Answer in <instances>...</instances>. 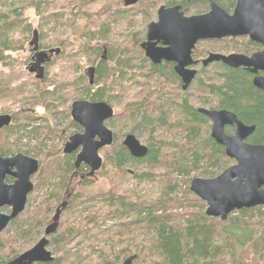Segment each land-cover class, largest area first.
Here are the masks:
<instances>
[{"label": "trees", "instance_id": "16d2710c", "mask_svg": "<svg viewBox=\"0 0 264 264\" xmlns=\"http://www.w3.org/2000/svg\"><path fill=\"white\" fill-rule=\"evenodd\" d=\"M95 1L76 0L73 4L80 11L82 5ZM183 1L184 8L195 9L196 14L208 10L207 0ZM48 2L0 0V67H5L3 61L9 58L8 54L23 48L18 44L19 33L24 39L33 36L30 25L22 18L26 8H32L42 21L37 30L42 41L47 34L42 27L48 29L51 18L58 28L68 26L75 31V22H67L64 12L51 13ZM167 2L174 4V0ZM217 4L227 13H231L235 5L232 0H218ZM110 20L94 24L95 28L86 34V41L76 39V49L66 58L64 41L57 42L62 49L58 47L56 57L72 61L71 66H81L78 60H72L73 55L86 56L94 67L92 86L81 74L74 83L45 77L43 83L34 82L35 87L25 82L13 85L7 72L0 70V100L8 99L13 107L0 109V113H4L0 115L11 117V124L0 130L2 157L22 153L36 159L31 152L43 154L39 147L43 143L41 140L37 145L31 142L24 145L21 143L24 136L20 139L15 136L19 129L32 141L46 138V134L38 133L33 127L38 108L48 117L62 113L58 110L64 108L68 130L74 129L62 137L66 141L70 135L81 132L70 117L67 109L70 103L79 100L105 102L113 109L111 101L121 100L129 94L131 81H136L139 94L140 91L143 94L134 106V115L128 108L117 113L113 109V118L105 123L113 131V142L99 150L102 165L95 175L89 177V170L85 166L80 168L87 172L82 184L89 185L94 178L101 177L108 182L106 191L63 198L69 176L75 171L74 155H63L62 149H57L53 153L44 152L41 160L37 158L39 170L31 177L34 189L19 216L20 224L12 222L7 238L0 236V253L5 244L9 245L8 237L22 242L21 251L13 249L12 253L0 258V264L30 249L33 243L35 245L58 208L61 212L57 227L47 237V250L54 257L48 264H264V208L243 209L220 221L205 215V203L188 188L192 179L214 178L233 163L226 157L223 147L210 137V121L198 113L197 109L201 108H196L191 98L195 97L202 109L208 106L213 110H228L241 123L254 126L249 144L264 145V92L252 85L249 73L222 64L209 67L212 72L200 69L190 84L192 89L195 88V94L188 89L190 86L182 90L180 80L169 64L148 63L149 67L145 64L142 68L137 67L133 65L131 52L128 55L127 46L121 51L116 45L108 44L112 30ZM237 40H243L244 44L235 45L236 40H230L234 45L226 50L251 53L259 48L245 37ZM225 41L204 44L217 46L207 50L219 52L225 49L220 48ZM139 42H134L136 50L133 48V51H138L141 56ZM103 49L106 50L104 58ZM140 58L147 63L144 57ZM139 78L143 84L137 82ZM169 84L176 85L178 97L167 90ZM69 87L74 88V93L68 90ZM115 87L120 89L119 93L115 94ZM117 123L126 125V130L118 131ZM141 128L145 132L148 152L143 158H134L122 146V140L126 134ZM180 183L184 184V190L179 195ZM42 185L49 188H42ZM38 189L42 191V197H37L39 193L35 196ZM65 199L66 206L61 207ZM169 209L184 212L174 214L168 212Z\"/></svg>", "mask_w": 264, "mask_h": 264}, {"label": "water", "instance_id": "95a60500", "mask_svg": "<svg viewBox=\"0 0 264 264\" xmlns=\"http://www.w3.org/2000/svg\"><path fill=\"white\" fill-rule=\"evenodd\" d=\"M137 1L128 0L125 4H135ZM207 1V13L190 17H185L177 7H160L157 12L158 21L147 26L145 41L140 44L145 57L155 65L162 61L174 63V73L182 82V90H186L197 74L189 67L197 64L192 60V53L198 42L248 37L249 41L261 45L263 49L250 56L210 53L201 64L206 67L211 63L221 62L233 69L242 68L254 76L253 86L264 90V77L258 74L264 73V0H232L235 5L231 13L220 8L216 4L217 0ZM32 39L34 62L28 66V72L35 74L37 80H42L43 64L48 62V55L39 50L36 32L33 33ZM86 76L89 85H92L94 68H88ZM197 111L210 120V137L217 145L223 147L227 158L235 161L234 165L224 169L214 178L191 180L189 191L205 203V215L225 221L233 212L264 207V145L245 142L254 132V126H245L228 111H210L202 108ZM113 115V109L105 102L79 100L70 105V117L83 131L71 135L62 152L64 155L76 153L74 168L87 166L89 177H93L102 165L99 150L113 142L112 131L105 125ZM10 124L9 115H0V130ZM225 127L233 128L234 134L226 135ZM122 146L134 158H143L148 152L132 135L124 138ZM38 170V161L22 153L12 157L0 155V208H12L9 215L0 213V233L10 221L24 211L27 196L33 188L31 177ZM6 177L13 178L11 185L5 184ZM61 207H64V203ZM60 212L58 208L51 224L45 228L43 238L6 264L51 263L54 257L47 250V237L55 231Z\"/></svg>", "mask_w": 264, "mask_h": 264}, {"label": "rangeland", "instance_id": "374dc122", "mask_svg": "<svg viewBox=\"0 0 264 264\" xmlns=\"http://www.w3.org/2000/svg\"><path fill=\"white\" fill-rule=\"evenodd\" d=\"M65 1H67V3H65ZM76 0H49V8H50V12L57 15L59 12H64L65 17L67 18V22H75V27L74 30L72 31L68 26L60 29L58 28L55 24V21L51 18V22L49 24V27L47 29L42 27V30L47 32V34L45 35V40L42 41L43 39L41 37L37 36V44H38V48L40 51H43L45 53H47L48 58H51L55 55H57V53L59 52V49H62L57 42L58 41H64L63 45L66 47V49H64V53H66L64 55V58H66L67 54H70V51L75 50L76 49V44H78V38L86 41V34L89 33V31L93 28H95L96 24H102L105 23V21H107V19H112L111 21V32L109 34V39L107 40L108 44L112 43L114 45H116V47L119 50H123L122 48H125V46H127L128 48V55L130 56V52H131V56L133 57V65L140 67L141 68L144 66H148V63H144L143 60L140 57H144L143 52L140 51L139 48V52L138 51H133L134 47V42L136 43V41H140L138 43V47L139 44L145 40V35H146V29L148 26V22H150L151 20H154V10L151 9V2L147 1L145 3V5H136L135 7L132 8L131 11H129L128 13H123L122 10L124 8L123 5V1L122 0H96L95 2L88 4L87 6H81L82 9H80V11L77 9V7H75L76 5H74L73 3ZM161 1V2H160ZM156 5H160L163 3V0H158L157 2H155ZM72 9V10H71ZM196 10L192 9L188 11V15H192V14H196ZM23 20L25 21V24H29L30 28H31V32L37 33V30L39 31L40 27L39 25H41L42 21L40 20V18L35 14L34 10L32 8H26L23 10V15H22ZM151 19V20H150ZM95 24V25H94ZM78 25V26H77ZM81 26V27H80ZM69 28V29H68ZM92 29V30H93ZM31 34V33H30ZM32 35V34H31ZM30 35V38H25L22 37L20 35V33L18 34V44L20 46H22V49L17 50L16 52L10 53L8 54L9 58L6 59V61H3V65L5 67H0L1 71H5L7 72L8 76L10 77V81L13 83V85H17L20 82H25L26 84H28V86L30 87H35L34 82L37 81V83H43L45 82V77L49 80V78L51 80H55V81H63L65 79H67V81H69V83H74L76 82L78 79H80V74L84 76V78L86 80H88V78L86 77V70L88 68H93V66L90 64V62L86 59V56H79L76 55L72 57V60H78V62L81 64V66L79 68H76L75 66H71L73 64L72 61L67 62L66 59L59 58L58 57H53L52 61H50V63H48L47 65L43 64V68H44V78L42 80H37L35 78V74H30L28 72V66L34 62V51H33V46L31 45L32 43V37ZM42 39V40H41ZM77 39V40H76ZM227 39V38H226ZM224 40V39H222ZM240 41L243 40H236L235 45H238L239 43H241ZM208 41H203L199 44V57H205L206 54H204V52L210 48H215L217 46H212V45H206L204 43H206ZM244 42V41H243ZM220 48H225L219 51V53L221 54H229L231 52H236V50H226L227 48H231V46H233L234 44L230 41L227 40L225 42H222V44H220ZM103 47H106L105 44H102ZM53 50L54 54L51 55V51ZM55 50V51H54ZM131 50V51H130ZM136 50V49H135ZM138 55V56H137ZM83 58V59H81ZM90 64H88L87 62ZM132 65V66H133ZM202 69V67H201ZM205 70H207L208 72H212L213 69L211 68H204ZM200 71V69H199ZM197 71V74L198 72ZM139 81L137 82H141V84L144 83V81L142 80V78L138 79ZM136 82V81H135ZM135 82L131 81V87L128 88V92L129 94H126L121 100L118 101H111L113 103V109H114V113L117 112H123V110L125 108H128L129 111L132 110L133 111V115L135 113V108L134 106L138 105V102H140L139 100L141 98H143V94L141 93L142 91H140L139 94V90H138V86L135 84ZM92 86V85H91ZM189 90L193 91L195 90V88H191V86L188 88ZM68 90H71L72 93H74V88H68ZM119 88L115 87L114 88V92L119 93ZM167 90H169L172 95H176L178 93L177 87L176 85H172L169 84L167 87ZM79 93V91H77ZM69 93V92H68ZM77 93V94H78ZM195 94V92H194ZM178 97V95H176ZM191 103L196 107V108H202L201 106L199 107L197 105V100L195 97L191 98ZM70 105L67 106L69 112H70ZM5 108H13L12 107V103L10 101H8V99H4V100H0V109H5ZM203 108L208 109V106H204ZM58 111H63L62 113H55L53 114L51 117H48L47 114L41 110V109H37L36 111V122L35 125L33 124V127L38 129V133L42 131L43 135L46 134V138H39L38 141L36 140H30V138H28L25 133L22 131L20 133V131H18L19 129H17V132L15 133V136L17 138H22L24 136V140L21 142L24 145H28L29 142L32 143V145H37V142H39L40 140L43 142L42 145H40V149L42 150L43 154L44 152H49V153H53V150H57V149H63V146L65 144V142L68 140H63V136L65 137L66 135L69 134V132H73L74 129H71L70 131L68 130V120L66 118V114H64V108L62 107V109H59ZM131 112V111H130ZM0 114H4V113H0ZM179 118V117H178ZM177 118V119H178ZM119 120V118H118ZM129 123V122H128ZM129 125H131V123H129ZM128 125V126H129ZM126 125L121 126V124L117 123V129L118 131H122L123 129L126 130L127 127H124ZM129 128V127H128ZM131 129V128H130ZM123 132V131H122ZM129 133V132H128ZM76 134V133H75ZM125 134V133H124ZM132 134H134L136 136V139L142 143H145V132L142 131V128L139 130H135L134 132H132ZM73 135V134H72ZM71 136V135H70ZM69 136V137H70ZM124 139V138H123ZM123 141V140H122ZM184 143V142H183ZM33 157L38 158V160L43 159V154H39L37 152H31ZM62 154V153H61ZM37 160V161H38ZM85 166V165H82ZM81 166V167H82ZM80 167V168H81ZM87 169L88 167L85 166ZM79 168V169H80ZM85 169V168H82ZM82 169L78 170L79 173H76L74 171V173L72 175L69 176V180H68V186L66 187V195L64 193V197H66V199L69 196H73L75 197L76 194H82V195H91L94 193H98V192H104L108 189V182L101 177L98 178H94L93 179V183L89 184V185H84L82 184L81 181H83V179H81V176H84L87 172L83 171ZM191 177H194V175H191ZM190 185V181L189 184ZM179 186L181 188V191L179 193L182 194V191L184 190V184L180 183ZM48 189L49 186L47 185H42V188ZM189 188V186H188ZM44 189V190H45ZM39 193V195L37 197H42L41 190H37L35 192V196ZM154 195V194H153ZM65 199V201H66ZM264 208V207H262ZM185 210V208L183 209ZM183 210H176V209H169L167 210L168 212L172 213H180L182 214L184 211ZM234 213V212H233ZM51 218V217H50ZM256 219V218H255ZM50 220V219H49ZM50 222V221H49ZM2 239H6V235L2 234ZM14 240V241H13ZM8 243L9 245L5 244V248L4 250L0 253V258L7 256L8 253H12L13 249L16 250H20L21 251V241H19V239H12L11 237H8ZM6 241V242H7ZM34 245V243L32 244V246ZM31 246V245H30ZM26 247V246H25ZM24 247V249H25ZM28 248V247H26ZM11 250V251H10Z\"/></svg>", "mask_w": 264, "mask_h": 264}, {"label": "flooded vegetation", "instance_id": "af4514ba", "mask_svg": "<svg viewBox=\"0 0 264 264\" xmlns=\"http://www.w3.org/2000/svg\"><path fill=\"white\" fill-rule=\"evenodd\" d=\"M123 1V5H124V8H123V10H122V12L123 13H128L129 11H131L132 10V8L133 7H135L136 5H139V4H141V5H145V3L147 2V1H149V2H151L150 4L152 5L151 6V9L152 10H154V20H151L150 22H148V25L149 24H151V23H156L157 21H158V15H157V12H158V10H159V8L160 7H164L165 9H172V8H179V11L181 12V13H183V15L185 16V17H190V16H196V15H202V14H205V13H207L208 11H209V3H208V1H207V3H208V10L206 11V12H204V13H202V14H192V15H188L187 13H188V11L189 10H186L185 8H184V5H183V3H184V1L183 0H174V4H170V5H168V2H167V0H163V3L162 4H158V5H156V3L155 2H157L158 0H138L135 4H129V5H126L125 3H126V1H128V0H122ZM187 1H189V0H187ZM218 1V0H217ZM217 1H216V4H217ZM161 2V1H160ZM218 5V4H217ZM221 8V7H220ZM241 38H244V37H241ZM245 38H247V40H249L248 39V37H245ZM237 39H239V38H235V40H237ZM225 40H234L233 38H225ZM143 41H145V40H143ZM142 41V42H143ZM212 41H215V40H212ZM212 41H208V42H212ZM221 40H219V41H217V42H220ZM141 42V43H142ZM201 42H203V41H201ZM201 42H198L197 44H196V46H195V48H194V50H193V53H192V60L193 61H195V62H197V64L196 65H193V66H190L189 67V69H191V70H195L196 72L197 71H199V69H201V67L202 68H206V67H211L212 65H214V64H222V65H224L223 63H221V62H214V63H211V64H209V65H207L206 67H203L202 66V64H201V61L202 60H204V59H206L207 58V56L210 54V53H213V54H221V53H219V52H212V51H210V50H206L205 52H204V54H206V56L203 58V57H198L197 56V49H196V47L201 43ZM241 43H239V44H244V42H242V41H240ZM251 42V41H250ZM140 43V44H141ZM253 43V42H252ZM140 44H139V48H140ZM254 44H256V43H254ZM257 45H259V44H257ZM263 49V47L261 46V45H259V48L258 49H256V50H254L253 52H251V53H245V52H231V53H229V54H226V55H230V54H243V55H246V56H250V55H252L253 53H256V52H258V51H261ZM50 51H52L51 52V55L52 54H54V52H53V50H50ZM55 51V50H54ZM140 51L141 52H143L142 51V49L140 48ZM59 53V52H58ZM57 53V54H58ZM105 54H106V50L105 49H103V55H102V58H104L105 57ZM55 55V54H54ZM143 55H144V52H143ZM222 55H225V54H222ZM53 57H56V55L55 56H53ZM53 57H51V58H48V62L46 63V64H44V65H47L48 63H50V61H52V58ZM144 58L147 60V63H150V64H152V65H155V64H153V63H151V61H149L146 57H145V55H144ZM146 63V62H145ZM163 63H165V64H169L170 66H172V69H173V71H174V63H172V62H165V61H162V62H160L159 64H156V66H158V65H161V64H163ZM224 66H226V67H229V66H227V65H224ZM148 67H149V64H148ZM45 68V67H44ZM94 68V67H93ZM230 68V67H229ZM240 69H242V68H240ZM243 70V69H242ZM246 72V71H245ZM259 75H261V76H263L264 77V73H261V72H259L258 73ZM251 75V74H250ZM177 76V75H176ZM252 76V80H253V78H254V76L253 75H251ZM87 77V76H86ZM178 77V76H177ZM179 78V77H178ZM179 80H180V78H179ZM180 85H181V88H182V82H181V80H180ZM192 83V82H191ZM253 85V84H252ZM255 87V86H254ZM256 88V87H255ZM256 89H258V88H256ZM258 90H260V89H258ZM260 91H263L264 92V90H260ZM198 110V109H197ZM207 110H210V111H228V110H220V109H218V110H216V109H207ZM228 112H230V111H228ZM232 113V112H231ZM210 121V120H209ZM107 122V121H106ZM105 122V123H106ZM245 125V124H244ZM210 126H211V122H210ZM245 126H247V125H245ZM107 128H109L111 131H112V129H111V127L109 126H106ZM81 128V127H80ZM82 128H81V132L80 133H82ZM113 132V131H112ZM224 132H225V134L226 135H228V136H232L233 134H234V130H233V128H230V127H225L224 128ZM127 135H132V136H134L135 138H136V136L134 135V134H132V133H129V134H126L125 135V137L127 136ZM251 136V135H250ZM250 136H248L246 139H245V142L246 143H248L249 144V142H248V140H249V138H250ZM124 137V138H125ZM124 140V139H123ZM123 142V141H122ZM140 142V141H139ZM143 146H145L146 148H147V146H146V144L145 143H142V142H140ZM252 145V144H251ZM63 150V149H62ZM64 155V154H63ZM71 155H74V157L76 156V153H72V154H69V155H66V156H71ZM229 159V158H228ZM75 160V159H74ZM231 160V159H230ZM233 161V163H232V165H234L235 164V161L234 160H232ZM231 165V166H232ZM82 166V165H81ZM80 166V167H81ZM79 167V168H80ZM79 168L78 169H75V172L76 173H79ZM88 170H89V168H88ZM83 177L84 176H81V179H83ZM13 178L12 177H6L5 178V180H4V182H5V184H7V185H11L12 183H13ZM32 182V181H31ZM33 184V183H32ZM33 189H34V186H33V188H32V191L28 194V196L30 195V194H32V192H33ZM28 196H27V198H28ZM27 202V201H26ZM64 203V207L66 206V203H67V201H64V202H62L61 204H63ZM11 211H12V208L11 207H8V206H3V207H1L0 208V213L1 214H3V215H9L10 213H11ZM21 214V213H20ZM20 214L15 218V219H13L12 221H10L9 223H8V225L4 228V230L0 233V236H2V234L3 235H7L8 234V232L9 231H11V223L12 222H17L18 224H20V219H19V216H20ZM49 224H51V222L49 223ZM48 224V225H49ZM16 226H17V224H16ZM43 236H44V233H43ZM20 255V254H19ZM16 258V257H15ZM14 258V259H15ZM13 260V259H12ZM12 260H10V261H12ZM10 261H8V262H10ZM8 262H6V263H8ZM5 263V264H6Z\"/></svg>", "mask_w": 264, "mask_h": 264}, {"label": "bare ground", "instance_id": "6f19581e", "mask_svg": "<svg viewBox=\"0 0 264 264\" xmlns=\"http://www.w3.org/2000/svg\"><path fill=\"white\" fill-rule=\"evenodd\" d=\"M43 237H44V236H43ZM43 237H42V238H43Z\"/></svg>", "mask_w": 264, "mask_h": 264}]
</instances>
